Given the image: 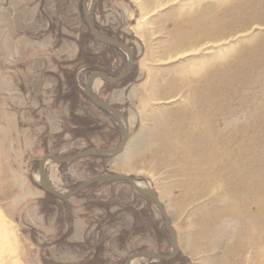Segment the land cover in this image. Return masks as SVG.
<instances>
[{
    "label": "rangeland",
    "instance_id": "374dc122",
    "mask_svg": "<svg viewBox=\"0 0 264 264\" xmlns=\"http://www.w3.org/2000/svg\"><path fill=\"white\" fill-rule=\"evenodd\" d=\"M79 5L0 0V264H124L135 251H170L155 205L127 183H97L63 200L39 185L43 155L120 140L112 116L82 89L91 66L116 75L126 56L91 37ZM93 16L134 55L122 84L93 87L126 117L129 136L104 160L47 162L54 188L129 175L157 194L177 232L169 264H264V0H97ZM52 24L73 39L67 53L82 51L88 63L57 60ZM72 62L83 94L74 112L91 128L79 125L78 137L70 100L53 101L58 65Z\"/></svg>",
    "mask_w": 264,
    "mask_h": 264
},
{
    "label": "water",
    "instance_id": "95a60500",
    "mask_svg": "<svg viewBox=\"0 0 264 264\" xmlns=\"http://www.w3.org/2000/svg\"><path fill=\"white\" fill-rule=\"evenodd\" d=\"M96 3L97 0H91L90 3L88 0H81V13L83 21L91 37L95 41L99 42L100 44L115 47L121 50L126 56V64L124 68L120 70L115 76H109L103 70L92 72L87 77L83 85V93L94 106L103 109L104 111H107L112 116L119 128V144L115 148L88 147L68 156H56L53 154H45L39 159L37 164L38 182L44 192L49 193L60 200L73 197L80 191L97 183H127L133 190L148 198L155 205L156 209L162 217L164 227L168 233L170 251L168 253H160L151 250L135 251L126 258L124 264H132L134 260L140 258H146L153 261H169L174 259L179 251L177 243V232L172 226L169 216L155 192L145 186L140 185L139 182H137L133 177L129 175L118 173H104L95 175L87 180L80 182L75 188H73L67 193H61L54 188L50 176L45 169V164L47 162H53L57 165H62L72 163L76 160L94 155L116 156L118 154H121L125 150L126 142L129 136L128 121L126 117L121 113L119 109L115 108L108 101L98 97L97 94L93 91V87L96 80H101L109 84H117L118 82L124 80L130 74L134 67V55L130 47L126 43L122 42L116 37L104 35L96 29L93 21V11L96 6Z\"/></svg>",
    "mask_w": 264,
    "mask_h": 264
},
{
    "label": "trees",
    "instance_id": "16d2710c",
    "mask_svg": "<svg viewBox=\"0 0 264 264\" xmlns=\"http://www.w3.org/2000/svg\"><path fill=\"white\" fill-rule=\"evenodd\" d=\"M94 24H95V22H94ZM95 27L98 30L96 24H95ZM50 28L52 29L54 35L56 36V38L58 40L63 36V34L60 32V30L57 27H55L53 24L50 26ZM86 35L90 37V35L88 33ZM129 47L131 48V46H129ZM75 61L82 63V64L88 63L87 56L84 55L82 51L79 52ZM58 68H59V71L62 73V79L60 77H58L59 80H58L57 86L55 88V100L56 101H63V102H69V100H70L71 104H70L69 114H70V118L72 119V122L74 121L73 123L76 125L75 129H73L72 131H74L76 133L75 136L78 137L79 136L78 131H80L79 127H78L79 125H81L82 127H84L86 129L85 132L90 131L91 128H89L85 122L79 121V120H83V119L80 118L79 116H77L76 113L74 112L75 111L74 105H76L75 100H77L76 96H78L79 94L83 95L82 90L79 88L78 83L76 81V77H75L76 69H74L73 71H70V70H67V68H62L61 64L58 65ZM90 71L92 73V72L100 71V70L98 68H96L95 66H91ZM105 71L109 76H115L113 74H110L109 70H105ZM124 81L125 80L120 81L118 84H122ZM46 135H47V133H45V136ZM108 157L109 156H106V155H94V156H90L88 158L95 159V160H104V159H107ZM104 173H106V172H104ZM104 173H102V174H104ZM97 175H99V174H97ZM46 196L51 197L52 195L49 193H46ZM175 261H177V258L172 260V262H175ZM160 262L162 264H169L170 263L169 261H160Z\"/></svg>",
    "mask_w": 264,
    "mask_h": 264
},
{
    "label": "crops",
    "instance_id": "0c3cea01",
    "mask_svg": "<svg viewBox=\"0 0 264 264\" xmlns=\"http://www.w3.org/2000/svg\"><path fill=\"white\" fill-rule=\"evenodd\" d=\"M78 10L81 14V5L78 6ZM13 15H14V18H15V21H19L21 23V21L24 19L23 18V12L18 10V8L16 7V10L13 12ZM82 15V14H81ZM25 17H27L25 15ZM21 32V30H20ZM61 33L63 34V36L59 39L60 41L59 42H56L58 39L56 38L55 35L53 34H49L51 35V40H52V43H55L56 45H60L61 46V49H60V52L58 50V56L56 58H58L57 60H75L76 56L74 57V55L72 53H67V51L71 50L73 53H74V49H73V39L70 38L69 35H67L65 32L63 33L62 30H61ZM70 40H72V42H68ZM68 40V41H67ZM77 55V54H76ZM56 63V62H55ZM57 66V64H55ZM70 66H76L74 64V62H72L70 65L66 64V65H61L62 68H69ZM81 69H78V71L76 70V75L78 76L79 75V72H80ZM57 71H58V74H57V83H58V77H62V73L59 71V68H57ZM100 85V82L97 81L95 86L96 88H98ZM94 86V87H95ZM94 91V90H93ZM53 101L56 103V102H60V101H56L55 98H53ZM63 102V101H61Z\"/></svg>",
    "mask_w": 264,
    "mask_h": 264
},
{
    "label": "bare ground",
    "instance_id": "6f19581e",
    "mask_svg": "<svg viewBox=\"0 0 264 264\" xmlns=\"http://www.w3.org/2000/svg\"><path fill=\"white\" fill-rule=\"evenodd\" d=\"M94 25H95V24H94ZM97 81H99V80H96V82H97ZM100 81H101V80H100ZM96 82H95V84H96ZM95 84H94V86H95ZM95 87H96V86H95ZM82 90H83V89H82ZM83 94H84V93H83ZM84 96H85V95H84ZM110 183H111V182H110ZM139 184H140V183H139ZM140 185H142V184H140ZM1 221H3V216L0 214V222H1ZM0 226H1V225H0ZM3 229H4V228H3ZM3 231H4V232H3V236H4V235H5V236L8 235V233H6V229H4ZM1 232H2V231H1ZM132 264H133V263H132Z\"/></svg>",
    "mask_w": 264,
    "mask_h": 264
}]
</instances>
